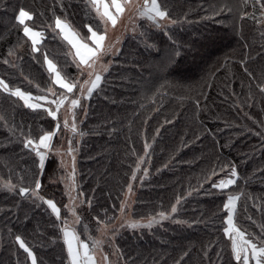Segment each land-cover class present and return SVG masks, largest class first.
<instances>
[{"label": "trees", "instance_id": "16d2710c", "mask_svg": "<svg viewBox=\"0 0 264 264\" xmlns=\"http://www.w3.org/2000/svg\"><path fill=\"white\" fill-rule=\"evenodd\" d=\"M158 5L172 22L142 18L136 32L126 34L99 86L74 109L73 132L64 128L61 115L54 122L44 104L29 109L10 91L60 99L65 90L55 84L45 55L66 82L78 81L80 73L56 20L86 41L91 35L85 25L102 33L103 21L89 0H0V80L10 90L0 87V264H31L17 235L38 264H70L63 236L66 195L58 178L63 169L47 154L48 170L36 177L35 153L24 147L26 139L38 142L39 135L56 131L57 122L55 139L65 129L78 148L77 191L88 203L78 210L76 229L83 242L91 246L98 222L117 217L139 157V174L147 168L148 175L137 190L134 217L170 215L149 228L120 230L116 264H229L230 259L238 264L223 234L222 202L229 193L240 197L236 228L255 239L264 235L261 0H158ZM21 6L33 16L25 24L42 34L35 52L15 19ZM230 168L238 171L237 183L222 194L213 184L231 175ZM34 177L41 179L39 195L60 209L59 219L35 196L19 193L20 187L34 190Z\"/></svg>", "mask_w": 264, "mask_h": 264}, {"label": "snow or ice", "instance_id": "6c2138e0", "mask_svg": "<svg viewBox=\"0 0 264 264\" xmlns=\"http://www.w3.org/2000/svg\"><path fill=\"white\" fill-rule=\"evenodd\" d=\"M89 3L93 8H95L96 12L100 15L101 20L106 17L108 21H111V24L113 26L116 25L117 18L110 14L109 6L106 3H103V0H89ZM112 3L115 5L117 11H120L121 6L119 3H117V0H112ZM101 7L103 9L102 12ZM144 7L145 11L142 14L146 15L148 19L154 20L156 17L166 19L168 16V13L166 11L161 10L160 6L158 5V0H150V6L149 0H146ZM261 7L264 8V0H261ZM15 19L19 25L24 26V35L31 38L33 43V51H37L35 45L37 43V36L40 34L34 32L30 27L25 24V21L33 19V16L30 11L26 10L23 6H21L18 9V14L15 16ZM173 23H175V21H173ZM56 27L60 29V31L63 33V38L75 49L76 56L79 57L80 63L87 65V67L85 68H80L79 65H77L78 72L82 76L88 77V79H86L83 84H79V90L82 95L84 92H87L88 97H91L93 91L99 86L102 80V76L100 74H94L95 60L100 59L101 56L106 54L109 50L107 48L101 50L102 42L105 40V35L98 34L97 30H94L91 24L85 25L91 35L92 41L95 44L94 48H89L86 43L80 42V40L78 39L79 33L73 31L70 25H68L67 23L62 22L60 19H57ZM12 54L13 53L11 52L9 53V55ZM90 57L95 58L92 63H89ZM44 59L49 72L54 73L55 84L59 85L60 89L65 90L63 93L60 94V99L53 101V103H55L56 105V110H53L50 107L45 109L46 114L51 117L52 121L55 122L59 120L58 111L61 105L65 104L66 100L70 104L71 109H75L77 108V106L81 105V98H69V94H71L72 97H75V90L78 87V81L69 78L66 82L65 79H62L61 73L57 71L53 61L48 59L47 55H45ZM5 63H8V61H5ZM104 71H107V67L104 68ZM246 71L248 70L246 69ZM248 74L250 76L252 75L251 72H249ZM93 75L94 80L91 79ZM0 87H2L5 91H10L8 89V85L3 80H0ZM259 90L261 95H264V87H260ZM49 91H51V88H49ZM10 94L12 96L22 99L24 104L29 109H37L41 107L39 103H30L29 101L32 99V97L19 89H16L15 91H10ZM53 95H55V93H53ZM46 98V96L42 95L37 97L36 99L39 101L45 100ZM72 115L73 117H75L76 113L72 112ZM64 127H68L67 120H65L64 122ZM55 129L56 131L60 130V124L58 122L55 124ZM75 130V125L73 124L72 131L74 132ZM56 131H46L43 134L39 135L38 142H35L34 138H28L24 141V147L26 149H30L35 153L33 163L36 165V177H41L48 170L46 166L47 154L46 152L41 151V149H51L52 145L50 142L55 137ZM148 149L149 145L145 143V152H147ZM56 152L59 153V149H56ZM69 152H71V148H69ZM141 163H143V158L139 157L135 169L131 172V179L133 181L137 179V172L140 171ZM166 166L167 165H165V167ZM212 174L215 175L214 169L212 170ZM230 174L231 177L238 178V171L235 168H230ZM144 175H148L147 170L144 171ZM233 178L221 179L218 183H214L213 187L218 190H221L222 194H224L225 190L229 189L230 186L236 185L237 180ZM33 182L34 190L30 191L28 187H20L19 193L21 195H28L30 193L32 196H35L38 200H41L44 204H46L51 209L52 213L56 215L57 219H59L60 209L57 207L56 203H54L52 199H45L44 197L39 195V190L42 188L41 179L34 177ZM4 187L9 189L12 188V186L8 184H5ZM127 189L128 193H131L133 191V186L131 183L127 184ZM238 199H240L238 195L229 193L226 194V199H224L222 202V207L226 215V219H224L223 221L226 225L223 228V234L231 242L230 257L234 258V260L238 262V264H253V262L254 264H264V235H261L259 239H255L252 236H245V233L243 231L238 230L234 226V214L236 212ZM179 203L180 198L178 197L176 204ZM123 211L124 205L122 204L121 212ZM176 212L177 206L174 204L171 206V213L175 214ZM159 215L162 219L168 218L165 212H160ZM150 223L149 225L143 226L149 227ZM53 226L55 227V221H53ZM129 226L135 228L138 225L136 223H132ZM63 235L65 238V243L67 244V255L70 258V264H91L92 257L88 254V246L86 244L82 245V247L84 248V252L83 254H81L73 247V241L77 239L74 233L65 230ZM15 241L18 243L19 248L23 249V251L27 254V258L30 260L31 264H38L37 256L34 254L33 250L28 245V243L20 235L15 236ZM185 255H187V253H185ZM104 260H108L107 256L104 257ZM229 264H231V259L229 261Z\"/></svg>", "mask_w": 264, "mask_h": 264}, {"label": "rangeland", "instance_id": "374dc122", "mask_svg": "<svg viewBox=\"0 0 264 264\" xmlns=\"http://www.w3.org/2000/svg\"><path fill=\"white\" fill-rule=\"evenodd\" d=\"M103 3H106L109 6V12L111 15L117 18V23L115 26H113L111 24V21H108L107 18L105 17L102 20L104 23V31L102 33H98L101 35H105V40L102 42L101 50L105 48L109 49L106 54L101 56L100 59L95 60L94 74H100L101 76H103V74L106 72L104 71V68L107 67L108 69L109 64L111 63V57L120 50L122 42L126 37V34L136 32L139 20L142 18H148L146 15L142 14L145 11L144 6L146 0H117V3H119L121 6L120 11H117L115 5L112 3V0H103ZM149 4H150V0H149ZM102 10L103 9L101 7V12ZM154 20L157 21L160 20L162 23L164 22V24L166 23L168 24L172 22L170 18L164 19V18L156 17ZM61 21L65 22L63 20ZM71 29L73 30L72 27ZM37 33L40 34L37 36L38 39L37 42H38L42 34L41 32H37ZM78 39L80 40L81 43H86L89 48L95 47V44L92 41V39L91 41H86L80 35ZM72 52L75 57L76 64L79 65L80 68L87 67V65L80 63L79 57L76 56L75 49L73 47H72ZM94 59H95L94 57H90L89 63H92ZM86 79H88L87 76H82L80 74V78L78 79V84H83ZM91 79L94 80V75L92 76ZM53 92L54 91H52V94ZM86 96H88L87 92H84L82 95L78 85V90L75 93V97L70 96L69 98H81L82 100L85 99ZM53 101H55V99L53 100L51 97H47L45 100H39V101L37 99L32 98L29 102L39 103L41 106L42 104H44L43 106H45L46 108L50 107L53 110H56V105L55 103H53ZM72 112H74V109H71L70 104L68 103L67 100L65 104L61 105L58 111V116L61 115L60 119H62L63 123L65 122V120L68 121L67 128L69 130L72 129L73 124L75 125V123L73 122ZM64 132L65 129H63L62 132L58 133V137L56 139L55 137L53 138V140L50 142L52 145L51 149H43V148L41 149V151L46 152V154L55 155L59 160L60 167L63 169V172L60 173V175L58 176L59 180H61L64 185V191L66 195L65 209L66 212L68 213L67 218L64 220L63 233L65 230L74 233L77 239L73 241V247L81 254H83L84 252V248L82 247V245L86 244L88 246V254L89 256L92 257L91 264H116L117 245L115 243V238L120 230L126 228L136 229V230H140L142 228H149L154 225H157L161 221L169 219L170 215L166 213L168 217L167 219H162L160 216H150V217H140V218L134 217L133 206L136 201V193L140 186V182L145 177V175L141 177L138 171L137 179L134 181L130 179L129 182L133 186V191L131 193H128V189H126V192L124 194V198L121 203V205L122 204L124 205V211L121 212V207H120L119 213L114 221L98 222L96 235L91 246L86 242H83L80 239L76 229V226L79 222L78 210L79 208H83L85 205L88 206V203L85 201L83 194L77 191L76 175H77L78 148L74 147L72 145V142H70L67 139V136L65 134L68 131L65 132V134ZM69 148H71V152H69ZM56 149H59V153L56 152ZM146 170L148 171L147 168ZM229 178H233V177L229 175L223 179H229ZM132 223H136L138 226L132 228L129 226ZM149 223H150L149 227L143 226V225H149ZM107 250L110 252V255L108 254ZM105 256H107L108 258L107 261L104 260ZM121 264H127V263L122 262Z\"/></svg>", "mask_w": 264, "mask_h": 264}, {"label": "crops", "instance_id": "0c3cea01", "mask_svg": "<svg viewBox=\"0 0 264 264\" xmlns=\"http://www.w3.org/2000/svg\"><path fill=\"white\" fill-rule=\"evenodd\" d=\"M67 23V22H66ZM74 30V29H73ZM62 33V32H61ZM62 35H63V33H62ZM38 40V39H37Z\"/></svg>", "mask_w": 264, "mask_h": 264}]
</instances>
